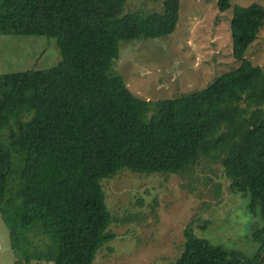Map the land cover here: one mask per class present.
I'll list each match as a JSON object with an SVG mask.
<instances>
[{"label":"trees","instance_id":"16d2710c","mask_svg":"<svg viewBox=\"0 0 264 264\" xmlns=\"http://www.w3.org/2000/svg\"><path fill=\"white\" fill-rule=\"evenodd\" d=\"M126 11L127 0H0V36L54 38L48 70L0 75V206L15 264H95L116 235L104 182L122 171L189 176L204 160L258 214L250 257L197 236L191 225L172 264H264V71L246 51L264 8H233L238 68L173 99L135 96L114 72L121 42L173 35L180 0Z\"/></svg>","mask_w":264,"mask_h":264},{"label":"rangeland","instance_id":"374dc122","mask_svg":"<svg viewBox=\"0 0 264 264\" xmlns=\"http://www.w3.org/2000/svg\"><path fill=\"white\" fill-rule=\"evenodd\" d=\"M219 0H180L173 35L121 42L114 72L144 100L173 99L203 90L238 68L233 57V8L220 12ZM162 0H127L126 11H162ZM264 8V0H232V6ZM264 71V27L246 51ZM61 59L54 38L0 36V75L48 70ZM106 202L117 237L95 264H172L185 242L184 230L250 257L258 214L248 199L231 191L220 163L204 160L189 176H139L122 171L104 182ZM34 264H45L34 262Z\"/></svg>","mask_w":264,"mask_h":264},{"label":"water","instance_id":"95a60500","mask_svg":"<svg viewBox=\"0 0 264 264\" xmlns=\"http://www.w3.org/2000/svg\"><path fill=\"white\" fill-rule=\"evenodd\" d=\"M16 253L12 243V234L6 223L0 206V264H15Z\"/></svg>","mask_w":264,"mask_h":264}]
</instances>
